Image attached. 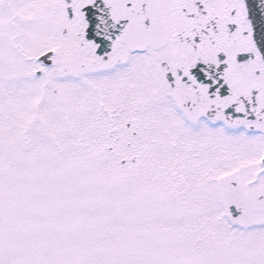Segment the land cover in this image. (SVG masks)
Wrapping results in <instances>:
<instances>
[{
  "label": "snow or ice",
  "instance_id": "1",
  "mask_svg": "<svg viewBox=\"0 0 264 264\" xmlns=\"http://www.w3.org/2000/svg\"><path fill=\"white\" fill-rule=\"evenodd\" d=\"M0 264H264V0H0Z\"/></svg>",
  "mask_w": 264,
  "mask_h": 264
}]
</instances>
